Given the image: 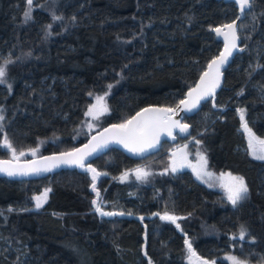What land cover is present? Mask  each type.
<instances>
[{
  "label": "trees",
  "instance_id": "1",
  "mask_svg": "<svg viewBox=\"0 0 264 264\" xmlns=\"http://www.w3.org/2000/svg\"><path fill=\"white\" fill-rule=\"evenodd\" d=\"M27 7L26 0H0V64L14 61L0 84L3 135L18 151L50 138L44 154L71 149L144 106H175L220 48L211 29L237 14L222 0H33L25 23ZM237 34L244 51L223 70L215 99L182 120L190 126L184 138L201 141L213 171L244 177L245 200L233 206L186 169L169 168L147 184L122 181L141 161L165 166L173 142L139 159L107 145L87 164L106 173L96 180L104 211L125 214L95 211L92 177L83 168L0 177V264H186V239L202 258L231 253L264 261V161L248 155L238 111L264 137V0L244 12ZM103 92L108 111L98 128L85 131L92 96ZM45 189L46 202L33 209L31 196ZM165 212L180 219L154 215ZM241 225L248 230L243 240Z\"/></svg>",
  "mask_w": 264,
  "mask_h": 264
},
{
  "label": "snow or ice",
  "instance_id": "2",
  "mask_svg": "<svg viewBox=\"0 0 264 264\" xmlns=\"http://www.w3.org/2000/svg\"><path fill=\"white\" fill-rule=\"evenodd\" d=\"M27 10L24 11V22L32 20L33 12V0H26ZM235 3L239 5L240 12L243 14L246 11L251 10L254 0H235ZM39 6V5H37ZM239 18V17H238ZM54 20L62 19V17L56 16L53 14ZM49 28L51 25L48 26ZM227 29V31L222 30ZM221 27L212 29L216 32L218 36L224 37V51L220 53L218 57L213 59L208 65V70L205 71L200 77V82L192 88L188 94L187 98L180 101L179 105L176 108H154L148 107L143 109L141 112L137 113L136 117H133L131 120H128L122 124L112 125L110 129H105V133L110 134L108 138H105L102 141L95 143L86 144L83 149H74L71 152H61L59 155L42 157L41 160H31L26 161L25 163H19L20 158L26 154H30L33 157L36 156L38 148H33L29 150V153H25L23 150L18 151L16 147L13 146L7 134L3 135L2 143L0 147H4L11 152L10 160H0V173H4L9 177L13 176H27L31 174H40L42 172H50L53 168L59 167L61 164L66 165H75L77 167L85 169V171L92 173V190L96 192L97 199L92 201V204L95 206V211L101 216H116L124 215L123 212H108L104 211L102 207V201L100 200V193L96 188V180L100 175H106V173L97 172V170L91 167L90 164L86 165V160L99 148L107 146L108 140L111 139L116 143L122 144L130 152L134 154H141L148 148H154L160 141L161 133L166 132L168 135L172 134L173 127H179L181 132H187L189 126L187 124H180L178 120H172V115L177 113V109L183 105V110L191 112L196 109L201 100H205L209 97L215 99L216 89L220 87L221 68L228 62L230 56H232L234 50L244 51L243 48H239L237 44V27L235 21L231 24H226ZM14 61L9 57L3 60V63L0 64V84L6 83L7 76V66ZM109 89L112 87L108 86ZM9 90H11V85H8ZM239 95H243V90H241ZM91 95V93H89ZM96 104L90 105L86 115L91 116L93 119H98L100 115L107 111V105L104 103L103 96L96 97ZM216 105L213 104V107ZM240 119L242 121V127L247 134L248 138V150L250 155L254 159L264 161V138H261L256 133L253 132L252 128L248 126L247 121H245L244 109H239ZM5 116L3 115V110L0 109V133L4 131L3 121ZM89 128L92 127L91 124L88 125ZM96 138L93 137V141ZM196 144H200V140L195 141ZM187 147V146H185ZM176 154L173 153V156ZM198 162L199 167H193V172L196 174L197 179L204 181L205 177L211 179L213 173L208 170V160L207 157L198 152ZM187 154H184V159H186ZM179 167H184V164H177L176 160H173L170 168L173 173L178 171ZM168 169H165L167 172ZM134 174L137 180L146 179L151 173L146 171L144 168H137L134 170ZM129 173L125 172L120 179L123 181L127 179ZM218 180L223 182L220 184L225 192L227 193V199L231 202L233 206H236L240 201L247 198L249 189L245 182L243 176L233 175L231 172L221 173ZM207 183V181H204ZM209 187H213L212 184H209ZM51 189H45L44 193L40 196L34 197L36 201L35 207L37 209L41 208L47 200V194ZM28 209H25L27 211ZM8 211H13L9 208ZM2 214V213H0ZM130 214V213H129ZM154 215H159L161 220L171 221L176 223L177 219L174 215H170L167 212L164 215L155 213ZM141 219H143L141 217ZM176 227L179 228L180 225L176 224ZM239 238L243 240L246 235H248V230L244 225L240 226ZM236 237L233 236V239ZM188 251L192 256H195L196 253L192 249V244L189 240H185ZM147 255V252H145ZM228 259L231 261V264H246V261L239 259L236 256H229ZM197 260H200L197 257ZM148 264H153L151 259H149ZM200 264H210L207 260H200ZM211 264H215V261H212Z\"/></svg>",
  "mask_w": 264,
  "mask_h": 264
},
{
  "label": "rangeland",
  "instance_id": "3",
  "mask_svg": "<svg viewBox=\"0 0 264 264\" xmlns=\"http://www.w3.org/2000/svg\"><path fill=\"white\" fill-rule=\"evenodd\" d=\"M106 94H107V92H103V93H99V94H94L92 96V102L90 103V105H93V104H96L97 103V101H96V97L97 96H103L104 97V103H106V105H107V102H106ZM89 106H88V108H89ZM0 109L3 110V107L1 105H0ZM87 111H88V109H87ZM107 111H108V106H107ZM106 112H104L103 114H105ZM3 115H4V110H3ZM102 115H100L98 117V119H93L91 116H88L87 115L85 117L84 121L81 124L82 125V128L85 131H89V132L92 131V130H94V129H96V128H98L99 127V123L101 121ZM89 124L92 125L91 128L88 127ZM243 131H244V129H243ZM244 135H245V137H244L245 138V149H246L248 155L250 157H252V155H250V152L248 150V138H247V134L245 133V131H244ZM2 138H3V133H0V143H1ZM183 138H179L178 137L169 146V148L167 149L166 165L165 166L161 167L160 169H156V166L155 165H152V162L151 161H147V160L141 161V162L135 164L133 167H131L129 170L126 171V172L129 173L127 179H131V180L136 181L138 183L147 184L148 182L151 181V179H152V177H153L154 174L164 173L165 172V169H169L170 168L173 160H176L178 165L181 164V163L184 164V167H179L178 170H184V169H186V170L190 171L191 174H192V176L196 180H198L199 182H201L202 184H204L207 187H209V184H212L213 187H209V188H212V189H216L218 191H221L222 195L227 199V193L225 192V190L222 187H220V184L223 181L222 180H218L217 177H219L221 173H228V172L227 171L226 172H224V171L215 172L208 165V170L211 171L214 174L213 177L211 179H209L208 177H205L204 178V181H207V183L204 182V181H202V180H200V179H197L196 174L193 172V167H197V168L199 167L197 153L200 152V153H203L204 155H205V153L201 149L200 144H196L195 141L198 140L197 138H195V137H186L184 139ZM261 138H264V137H261ZM51 140L52 139H50V138H39L37 140V145L35 147H29L27 149L38 148L39 150H38V152H37L36 155L44 154V153H42L43 152V149H44V147H46L47 141H51ZM185 146H187V147H185ZM1 149L2 150L3 149L5 150L4 157H8L9 156L8 151H6V149L4 147H0V150ZM173 153H175L176 155L173 156ZM184 154H187L186 159H184ZM1 158H3V157H1ZM137 168H144L146 171H149L151 173V175H149L144 180H137L136 179V176L134 174V170L137 169ZM170 170H171V168H170ZM154 171L156 173H154ZM89 174L92 177V173L89 172ZM233 175L239 176L238 174H233ZM44 191L45 190L40 191V192H38V193H36V194H34V195L31 196L32 208L33 209H37L35 207L36 201H35L34 197L40 196L42 193H44ZM100 200L102 201V204L105 203V201H103L101 199V197H100ZM170 215H174V214H170ZM174 216L180 217L178 215H174ZM190 255L191 254L188 251L187 245L185 244L184 245V258H183V260H184V262L186 264H200V260H207V261L210 262V264H211L212 261H215V264H231V261L228 259L229 256H236L239 259L246 261V264H264V261H250L248 259L241 258V257H239V256H237L235 254H231V253H223L219 257H215V258H202V257H200V256H198L196 254L195 256H192L191 259H190ZM197 257H199L200 260H197Z\"/></svg>",
  "mask_w": 264,
  "mask_h": 264
},
{
  "label": "water",
  "instance_id": "4",
  "mask_svg": "<svg viewBox=\"0 0 264 264\" xmlns=\"http://www.w3.org/2000/svg\"><path fill=\"white\" fill-rule=\"evenodd\" d=\"M222 1H223V2L230 1V2L234 3V5H235L236 8H237V14H236V17H234L232 20H230V21H228V22H225V23L220 24V25H216V26H214L212 29L217 28V27H221V28H222L223 25L231 24V23H233V21H235V25H236V27H237V29H238V23H239V20L244 16V13L242 14V13L240 12L239 5L235 3V0H222ZM238 17H239V18H238ZM212 29H211V32L213 33V36H214L215 40H217V41L220 42V48H219L217 54L214 55L212 58L209 59V61H208L207 64L205 65L204 69L199 73V75H198V77L196 78V80L194 81V83H193L191 86H189V87L185 90L183 97L178 101V103H177L175 106L170 107V108H176V106L179 105V103H180L181 100L187 98V94H188V92H189L192 88H194V87L200 82V77L202 76V74H203L205 71L208 70V65H209V63H211V61H212L213 59H215L216 57H218V56L220 55V53L224 51V37H223V36H218V35L216 34V32L213 31ZM222 30L227 31V29H223V28H222ZM237 36H238V34H237ZM239 43H240V41H239V37H238V40H237L238 47H239ZM237 52H238V50H234L232 56L229 57L228 62H227L222 68H221V72H222V74H223V70L229 65V63L231 62L232 58L236 55ZM222 82H223V75L221 76L220 87H221V85H222ZM220 87H218V88L216 89V92L219 90ZM210 98H211V97H209V98H207V99H205V100H201L200 103H199V105L197 106V108L194 109V110H192L191 112L184 111V110H183V105H181L180 108L177 109V113H176L175 115H172V120H178V121L180 122V124H187V125L189 126V124H188L187 122H184V121L182 120L183 116H190V115L194 114V113L199 109L201 103L207 101V100L210 99ZM148 107H154V108H169V107H167V106H163V105H148V106H144V107L138 109L137 111H135L133 114H131V115L125 120V122L128 121V120H131L133 117H136L137 113L141 112L143 109L148 108ZM112 125H116V124H107V125H105V126L99 128L98 130H95V131L92 132V133H91V134H90V135H89V136H88L83 142H81L80 144L74 146V147L71 148V149L64 150V151H59V152H52V153L40 154V155H36L35 157H33V156L30 155V154H26L27 157H25V158H22V157H21L19 163L23 164V163H25L26 161H31V160H41L42 157L53 156V155H59L61 152H71V151H73L74 149H83L84 146H85L86 144L95 143V142H98V141H102V140H104L105 138H108L110 134L105 133L104 130H105V129H110V128L112 127ZM189 130H190V126H189L187 132H181L179 127H173L172 130H171V131H172V134H171V135H168L166 132L161 133L159 143H158L154 148H148V149H146L143 153H141V154H139V155L130 152V151H129L127 148H125L122 144L116 143L115 141H113V140H111V139L108 140L107 145L113 146V147H115V148L121 150L126 156H128V157H130V158H133V159H139V158H142V157H144V156H146V155H148V154H150V153L156 151V150L158 149L159 145L162 143V141L174 142L178 137H179V138H183V137L189 132ZM93 137L96 138L95 141H93ZM2 140H3V138H2ZM2 140H1V143H2ZM101 148H102V147H101ZM101 148H99L96 152H94L91 156H89V157L87 158V160H86L85 163L87 164L89 161H91V160L93 159V157H94V156L100 151ZM5 149H6V148H5ZM31 149H33V148H31ZM6 150L8 151L9 156H8V157H3V158L0 157V160H10V159H11V152H10L8 149H6ZM29 150H30V149H26V150H23V151H24L25 153H29ZM61 169H78V170H79V169H82V168L77 167V166H75V165L61 164L59 167L53 168V170L50 171V172H42V173H40V174H31V175H27V176H13V177H9V176H7V175L4 174V173H0V177H5V178L10 179V180H27V179H33V178L41 177V176H43V175H45V174H47V173L57 172V171H59V170H61Z\"/></svg>",
  "mask_w": 264,
  "mask_h": 264
},
{
  "label": "flooded vegetation",
  "instance_id": "5",
  "mask_svg": "<svg viewBox=\"0 0 264 264\" xmlns=\"http://www.w3.org/2000/svg\"><path fill=\"white\" fill-rule=\"evenodd\" d=\"M25 157H27V155L23 156L22 158H25Z\"/></svg>",
  "mask_w": 264,
  "mask_h": 264
}]
</instances>
